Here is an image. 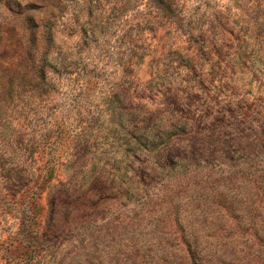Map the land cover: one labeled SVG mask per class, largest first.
Masks as SVG:
<instances>
[{
	"label": "rangeland",
	"instance_id": "374dc122",
	"mask_svg": "<svg viewBox=\"0 0 264 264\" xmlns=\"http://www.w3.org/2000/svg\"><path fill=\"white\" fill-rule=\"evenodd\" d=\"M0 264H264V0H0Z\"/></svg>",
	"mask_w": 264,
	"mask_h": 264
},
{
	"label": "trees",
	"instance_id": "16d2710c",
	"mask_svg": "<svg viewBox=\"0 0 264 264\" xmlns=\"http://www.w3.org/2000/svg\"><path fill=\"white\" fill-rule=\"evenodd\" d=\"M2 170L4 171L5 169L2 168ZM29 209L31 211L32 215V220L28 219L23 220L22 221V226L23 228H25L26 230H31V229H35L37 230L38 224H39V220H40V215H41V209H42V205L40 203V195L36 194L34 196L31 197V201H29L28 203ZM36 249L39 251L40 249V243L38 242V240L36 239ZM17 252L21 253V252H26L25 248L23 249L22 245H18L17 247ZM38 253V252H36Z\"/></svg>",
	"mask_w": 264,
	"mask_h": 264
}]
</instances>
